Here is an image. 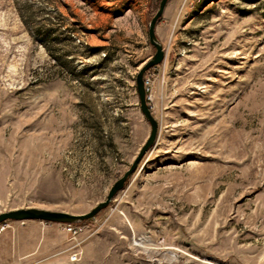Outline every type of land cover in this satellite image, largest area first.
Segmentation results:
<instances>
[{
    "label": "rangeland",
    "instance_id": "374dc122",
    "mask_svg": "<svg viewBox=\"0 0 264 264\" xmlns=\"http://www.w3.org/2000/svg\"><path fill=\"white\" fill-rule=\"evenodd\" d=\"M160 1L0 0V213H86L130 168ZM156 33L154 144L76 233L2 222L40 238L1 264H264V0H168Z\"/></svg>",
    "mask_w": 264,
    "mask_h": 264
},
{
    "label": "water",
    "instance_id": "95a60500",
    "mask_svg": "<svg viewBox=\"0 0 264 264\" xmlns=\"http://www.w3.org/2000/svg\"><path fill=\"white\" fill-rule=\"evenodd\" d=\"M168 3V0H161L159 8L156 14L152 17L149 22V40L151 44L156 48L155 53L141 66L137 77H136V88L139 96V102L141 111L144 114L145 118L151 125L150 134L146 142L141 147L136 158L132 162L130 168L113 184L105 200L99 202L94 208L86 213L74 214L67 211H57L49 210L36 207L28 208H15L8 211L0 213V223L5 222L8 219L14 220H30V219H39L46 221L62 222V223H78L85 219L93 218L98 212L106 208L113 197L117 194L119 190L124 188L129 176L136 169L140 159L145 154V152L152 146L157 138L159 123L154 117L151 107L147 101V88L144 79V74L150 68L160 64L166 55L163 44L160 42L157 33L156 26L159 18L163 15L165 7Z\"/></svg>",
    "mask_w": 264,
    "mask_h": 264
},
{
    "label": "crops",
    "instance_id": "0c3cea01",
    "mask_svg": "<svg viewBox=\"0 0 264 264\" xmlns=\"http://www.w3.org/2000/svg\"><path fill=\"white\" fill-rule=\"evenodd\" d=\"M39 238L38 232L34 233L33 228L19 227L14 229L13 232L10 230L1 232L0 264L2 263L4 256H11L13 262L17 261V258L22 260L24 257H31L33 260V257L36 254V250L39 246ZM24 246L26 250L24 253H21V250L24 248Z\"/></svg>",
    "mask_w": 264,
    "mask_h": 264
},
{
    "label": "built area",
    "instance_id": "2783aa9c",
    "mask_svg": "<svg viewBox=\"0 0 264 264\" xmlns=\"http://www.w3.org/2000/svg\"><path fill=\"white\" fill-rule=\"evenodd\" d=\"M146 83H147V81H146ZM65 226H66L65 229H66L69 233H71V232L76 233V232H77V228H78V227H76L74 223H67ZM5 228H6L5 223H0V232H2L3 230H5ZM78 255H79L78 251L74 252V253L71 255V259H72V260H76V259H78Z\"/></svg>",
    "mask_w": 264,
    "mask_h": 264
}]
</instances>
